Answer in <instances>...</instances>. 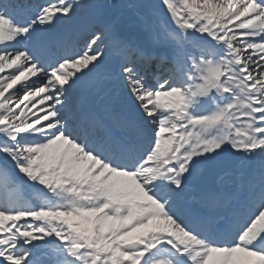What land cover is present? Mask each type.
Returning <instances> with one entry per match:
<instances>
[{
    "label": "snow or ice",
    "instance_id": "1",
    "mask_svg": "<svg viewBox=\"0 0 264 264\" xmlns=\"http://www.w3.org/2000/svg\"><path fill=\"white\" fill-rule=\"evenodd\" d=\"M0 264H264V0H0Z\"/></svg>",
    "mask_w": 264,
    "mask_h": 264
},
{
    "label": "rangeland",
    "instance_id": "2",
    "mask_svg": "<svg viewBox=\"0 0 264 264\" xmlns=\"http://www.w3.org/2000/svg\"><path fill=\"white\" fill-rule=\"evenodd\" d=\"M122 2V0H113V3L115 4H120ZM83 12H81L80 14H82ZM87 14V13H86ZM84 15V14H83ZM82 15V16H83ZM88 16V14H87ZM86 16V18H87ZM78 18L76 21V24L72 27H68V26H58L56 29L53 30L52 32V38L56 39L58 36L65 34L66 32H68L69 30H72L73 28L79 27L81 25L80 22H78ZM125 36L126 38H128L131 42L135 43L137 41V37L134 35V33H132L131 31H127L125 32Z\"/></svg>",
    "mask_w": 264,
    "mask_h": 264
},
{
    "label": "bare ground",
    "instance_id": "3",
    "mask_svg": "<svg viewBox=\"0 0 264 264\" xmlns=\"http://www.w3.org/2000/svg\"><path fill=\"white\" fill-rule=\"evenodd\" d=\"M91 23V18L89 17V15L87 16V18H85L83 24L81 26H79L78 29L74 30L71 34H72V38L73 40H78L80 38V36L83 34V32L87 29L88 25ZM137 42V41H136ZM135 42V43H136Z\"/></svg>",
    "mask_w": 264,
    "mask_h": 264
}]
</instances>
